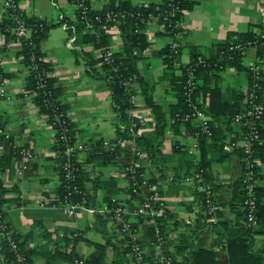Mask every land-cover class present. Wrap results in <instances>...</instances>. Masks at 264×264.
Returning a JSON list of instances; mask_svg holds the SVG:
<instances>
[{
    "label": "crops",
    "instance_id": "crops-1",
    "mask_svg": "<svg viewBox=\"0 0 264 264\" xmlns=\"http://www.w3.org/2000/svg\"><path fill=\"white\" fill-rule=\"evenodd\" d=\"M88 1L93 10H102L121 5L157 8L163 0ZM183 3L181 19L185 32L180 39L183 47L180 59L184 62L189 60L188 46H194L205 56H211L214 45L226 40L229 35L236 36L250 28L257 32L264 27V0H183ZM3 5V0H0V19L5 16ZM18 6L25 16H33L53 24L47 37L40 42L39 48L45 59L51 63L52 70L49 75L55 79V86L61 88L59 98L68 108L67 114L73 122L75 139L90 144L103 138L114 140L116 119L108 85L85 72L80 57L76 61L72 49L66 46L70 33L61 25H57L63 18L66 21H75V9L71 0H19ZM142 31L148 46L136 67L139 77L148 83L152 100L163 112L162 133L158 132L155 116L141 95L138 97L134 114L138 117L141 136L158 143L157 148L162 156L159 161L156 158L150 159L145 166L156 195L166 204L165 219L161 223L163 246L150 237L152 223L149 218L142 212L133 213L134 209L142 205V200L130 192L123 166L125 160L102 161L95 158L86 161L89 152L79 153L77 157L82 168L86 171L91 168L95 171L94 178H97L94 185V181H87L85 184L93 195L95 204L107 202L111 197H116L124 204L127 217L137 226L138 242L144 250L146 260L152 262L160 258L163 252L172 256L173 264H186L185 253H180L185 249L179 252L178 246L185 248L197 243L215 252L216 264H226V238L229 231H224L223 227L219 226L223 233H217L215 229L203 234L201 226L206 220L198 218L201 213L195 195V189L199 186L194 185L190 177L195 165L204 160L211 179L221 185L223 198L217 201V221L231 224L242 220V217L237 215V211H241L240 208L232 210L229 206L231 184L241 174V159L226 144L235 133L238 138L239 127L232 123V130L219 142L223 154H226L222 157L216 155L211 141H208L207 148H202L190 127L176 123L170 115L169 107L176 103L177 98L170 88L169 79L163 76L165 63L162 57L157 55L170 37L165 34L164 24L158 18L148 20ZM103 33L108 38L107 47L112 52L123 50L119 30L110 28L103 30ZM28 35L29 31L23 37ZM4 44L5 36L0 33V48ZM83 47L94 51L96 55L98 53L92 45ZM21 48L20 40L6 44L1 63L6 97L0 100V155H9L8 165L0 169L5 221L16 236L30 245L28 252L31 253L33 264H45V254L50 255L51 252L58 255L50 260L51 264H76L74 260L62 258L61 252H71L77 258L86 259L94 252V243L107 245L101 264H133L128 248L116 235L111 223L87 211L70 216L59 201L60 161L54 149L55 132L48 122L47 115L41 114L29 97L21 96L28 74L19 55ZM240 61V68L225 65L211 74L209 83L220 89V100H228L230 90H236L242 95L248 91L251 78L248 67L256 62L253 52ZM257 64L260 66L262 81L261 99L264 100V54ZM174 74L178 76L179 72ZM29 96H33V93ZM208 99V95H198V101L204 106L207 105ZM243 105L244 98L241 100V106ZM259 144L264 146V121L261 124ZM20 146L29 148L32 158L24 159L17 153H11L9 147L15 151ZM257 162L258 184L264 187V163L259 158ZM40 203L43 205L40 206ZM255 229L256 232L251 237L253 251L260 250L264 241V226L258 225ZM194 230L198 233L196 239ZM74 231L80 232V237L72 238ZM0 264L4 263L0 260Z\"/></svg>",
    "mask_w": 264,
    "mask_h": 264
},
{
    "label": "trees",
    "instance_id": "trees-1",
    "mask_svg": "<svg viewBox=\"0 0 264 264\" xmlns=\"http://www.w3.org/2000/svg\"><path fill=\"white\" fill-rule=\"evenodd\" d=\"M166 1L163 0L162 4L157 7L159 10H162L166 7ZM86 2L89 3L88 0ZM183 0H179L178 5L180 8H183ZM110 9V8H109ZM111 9L118 10L124 9L131 11L133 14L136 12H140L142 16H144V20L140 22V18L133 15L128 14L122 19V23L120 24L119 31L123 40V50L121 52L115 53L112 52L111 63H103L99 68L94 67L96 63L100 60L101 57L97 56L94 51L86 50L83 46L88 45L94 48L99 49L101 46H108V38L104 35L103 29L100 23L95 22L93 26V31H89L85 24L77 18L75 15V21L70 22L66 21L63 18L57 25H62V21L67 22V24H73L76 32L75 44L81 47V51L72 50L76 61L80 57L85 62V72L91 74L94 78L100 79L108 85L110 91V99L112 104V110L115 113V119H120L122 122H127V111L133 108V105L130 102V96L132 94H138L143 97L146 106L152 111L156 119V127L159 133H162L164 128L163 120V112L161 107L156 104L149 92H148V83L145 82L141 77H139L138 70L136 67V63L142 57L143 49L147 48L148 41L146 39L145 33L142 31L144 24L149 20L146 18L147 13L151 12L152 14L157 13L159 10L156 8H143V7H131L129 5H121L118 7H112ZM108 10V9H102ZM97 13V10H92L89 13V18H91L92 14ZM179 16V13H178ZM181 16V13H180ZM22 22L25 27L29 31V35L25 38L23 36L19 38H15L10 35L7 27H10L14 24L12 21L11 15L4 16L3 20L0 22V31L5 36V44L0 48V53L5 54L6 44L12 38L14 40H20L22 44L21 51L19 55L21 56V61L26 66L28 70V74L24 80V90L21 94L23 98H28L29 94L33 93V96L29 97L31 101L38 108V111L41 114L47 115L48 122L52 124V129L55 132V144L54 149L58 154V159L61 163L65 159V155L62 153L65 148V142H70V136L74 135V126L73 122L69 118L67 114L68 108L65 104L60 101L59 95L61 88L55 86V79L49 75L52 70L51 63L45 59L44 54L41 52L39 48L40 42L45 39L48 35V31L52 27L53 24H48L43 20L35 18L33 16L27 17L22 13ZM264 32V27L260 29ZM67 32L71 34L70 29H67ZM165 32V31H164ZM165 34L168 35L167 32ZM256 35V31L251 28L246 32L238 33L236 36L229 35L228 38L222 41L219 44L214 45L213 54L220 49H224L228 44L246 41L253 39ZM178 42L179 38H175ZM178 53L176 55L171 54L167 44L164 48L160 49L157 52V55L162 57L165 63V70L163 72V76L169 79L170 88L174 91L177 101L175 104L170 105V115L173 117L174 113L177 111H183L189 109V104L184 100L183 91L185 84V67H175L173 65L174 60L179 61L182 53V45L179 47ZM189 50V60L190 62L196 61L198 56H202L204 58V62L198 64L195 69V76L198 80V85L195 89V92L191 95V100L196 101V97L200 93L204 94L205 97L208 95L207 105L204 106L200 103L198 106L203 109L206 115L210 118V127L213 132L211 137H206L205 135L199 132L198 128L194 126L191 122H181L176 121V123L184 124L186 127H190L197 137L198 141L201 143L202 148L206 146L208 147V141L213 144V148L221 154V156H225L221 149V144L219 143L225 138V134L228 131L232 130V117L242 111L244 109L241 106V100L245 98V95H242L240 92L236 90H230L228 100H220V89L217 86H212L209 83V78L211 74L216 73L218 70H221L225 65L235 66L236 68H240L241 58L237 54H232V58H228L224 56L223 59H217L211 55V58H207L210 56H205L194 46H188ZM258 55L260 57L264 54L262 50H258ZM112 65L116 66L117 69L113 70ZM179 72V75L176 76L174 73ZM105 75H104V74ZM251 73V72H250ZM4 74L0 67V77L3 78ZM200 80V81H199ZM124 81H129L130 83L137 84V90H129L123 84ZM258 87L256 88V92L261 99V88H260V74L259 78L256 80ZM249 89L247 92L251 90L252 85V76L250 78ZM246 92V93H247ZM116 112L117 115L116 116ZM116 122V121H115ZM139 125V124H138ZM116 127V126H115ZM116 129V128H115ZM135 130H138V134L136 136V142L141 148L146 152L149 159L156 158V160H160L162 156L158 150V143L152 142L150 139L141 136L139 132V127ZM67 136L66 140H63L62 136ZM126 135V134H123ZM261 135V130H260ZM1 139V136H0ZM260 139V138H259ZM230 140H237L235 136ZM100 140L94 142L92 148L88 151L86 161L95 160V158L102 159V161H115L116 152L109 153L103 148L99 147ZM95 147V148H93ZM223 147V146H222ZM254 154L256 159L259 158L262 163H264V146L259 144V140H257L254 145ZM11 153L16 154L13 148L9 147ZM234 152H236L241 159L240 168L241 174L238 178L234 180L231 184V200L229 201V206L232 210L240 208L241 211H237V215L242 217V220H238L236 223H227L225 221L218 222L216 219L217 214V201L223 196L221 195V185L217 184L208 174V169L204 160L195 165V169L202 168L203 169V181L200 183L202 186H207L210 190L212 196H210V201L212 205L215 207L213 212L207 213V205H206V192L205 190H201L199 187L200 184H194L198 187L195 189L196 200L199 204V210L201 213L198 215L199 219L206 220L204 221L201 227H203V234L209 231H213L216 229L217 233H223L224 231H229L226 238V251L228 255V261L226 264H264V241L260 250L253 251L252 249V235L256 232L255 227L258 225L264 226V187L259 185L257 182V186L255 188V200H256V217H257V226L251 227L246 222L245 211L242 209V202L244 199V193L241 185V176L243 171V159L244 154L241 148L236 147L233 148ZM10 153V154H11ZM73 164L76 166L77 170L75 171L73 180H62L60 166H59V187H58V196L59 199H62L65 194V185L71 186L76 185L80 192H71L69 194V198L72 201H80L83 196L86 197V205H92L93 195L89 193L88 187L85 182H93V185L97 178H90L88 171L82 168V164L78 157L71 156ZM158 160V161H159ZM9 155L6 153H2L0 155V169L6 167L8 165ZM194 169V170H195ZM193 170V171H194ZM259 171L258 167H256V176H258ZM150 183L152 180L150 179ZM94 187V186H93ZM68 190V189H67ZM0 191L3 193L2 189ZM69 191V190H68ZM131 192V191H130ZM88 198V200H87ZM110 200V199H109ZM108 200V201H109ZM142 200V199H141ZM99 218V217H98ZM101 219V218H99ZM165 216H160L156 218V222L158 227L160 228V232L162 233V221H164ZM106 221L105 219H101ZM219 223V224H218ZM209 228H207V226ZM219 226L223 227V230H220ZM207 228L205 231L204 229ZM153 227L151 225L150 230ZM194 238L196 239L198 233L196 230L193 231ZM80 237V236H78ZM18 239L19 237L16 236ZM20 239V238H19ZM21 240V239H20ZM123 241V240H122ZM19 252L27 256V260L24 262L25 264H33L31 256L28 252V249L25 248V241L22 239L18 245ZM106 244L94 243V252L90 254L86 259H84V264H101L104 260L106 254ZM185 251H181L184 250ZM187 250V251H186ZM129 251V249H128ZM180 253H185V263L186 264H216L215 260V252L211 249H207L201 247L199 244L195 243L193 246H178V250ZM48 255L45 254L46 263L51 264L50 260L58 257L57 253L51 252ZM17 252L11 250L8 242L5 239L0 237V260L4 264H18L16 261ZM61 257L67 260H74L76 255L71 252H61ZM77 258V257H76ZM82 258V257H78Z\"/></svg>",
    "mask_w": 264,
    "mask_h": 264
},
{
    "label": "built area",
    "instance_id": "built-area-1",
    "mask_svg": "<svg viewBox=\"0 0 264 264\" xmlns=\"http://www.w3.org/2000/svg\"><path fill=\"white\" fill-rule=\"evenodd\" d=\"M19 0H3V11L4 15H11L14 24L7 27L10 35L15 38L24 36L28 31L22 22V12L18 6ZM72 5L75 9V15H77L80 21H82L89 31H93V26L95 22L100 23L104 31L114 28L119 30L122 19L128 15L133 14L131 11L124 9H108V10H97V13L92 14L89 18V13L93 10L90 3L86 0H71ZM179 0H167L166 7L155 14L151 12L147 13L146 18L151 20L153 18L160 19L164 24V31L170 35V40L167 42V46L171 54L176 55L181 47V42L176 41L175 38L181 39L185 30L183 22L180 16L182 8L178 5ZM179 13V16H178ZM133 15L140 18V22L144 20V16L140 12H136ZM3 18L0 19V22ZM65 30L70 29L71 34L66 40V46L72 50L81 51V47L75 44L76 32L73 24H67V22L62 21L61 25ZM0 33H2L0 31ZM14 39H10L7 44L12 42ZM258 50L264 52V32L257 31L253 39L236 42L228 44L224 49L214 52L213 57L217 59H223L224 56L232 58V54H237L240 58H244L249 53L254 54L255 63H251L248 67L252 76L251 90L245 94L244 98V109L236 113L232 117V123L236 124L238 128V138L237 140H228L226 142L227 147L230 149L239 147L242 149L244 154L243 159V171L241 176V185L244 193V199L242 202V209L245 211L246 222L252 228L257 226V207L255 200V188L257 186V176L256 167L257 159L254 154V143L260 138L261 124L264 121V100L259 98L256 88L258 87L256 80L259 78V65L257 64L261 57L258 55ZM97 56L101 57L98 63L94 67L99 68L103 63H111L112 51L109 47L101 46L99 49H95ZM146 48L143 49L142 53H146ZM4 54L0 53V67ZM207 58H211L207 57ZM204 62L202 56H198L196 61L190 62V60L184 62L181 59L179 61L174 60L173 65L175 67H185V84L183 96L184 100L188 102L189 109L183 111H177L174 113L172 119L181 122H191L196 128H198L201 134L206 137H211L213 132L210 127V118L198 105V97L196 101H192L191 95L195 92L198 85V80L195 76V69L198 64ZM113 70L117 67L112 65ZM104 74V73H103ZM105 75V74H104ZM125 87L129 90H137L136 83H130L129 81H124ZM6 97L5 80L0 77V100ZM30 97V96H29ZM130 102L133 108L127 111V122H122L120 119H116L115 122V138L114 140L101 139L99 147L103 150L113 153L116 152L115 161H124L123 166L127 179L129 182V189L131 194L138 196L142 199V205L133 210L134 214L143 213L149 218L152 223L153 229L150 230V237L153 238L158 245L163 246V235L160 232V228L156 222V218L160 216H165L166 214V204L165 202L158 198L156 191L154 190V185L150 183V176L148 175L146 164L149 163L150 159L146 152L141 148L136 142V136L138 130H135L138 126V117L134 114L135 106L138 102V94H132L130 96ZM116 116L117 112H116ZM51 127L52 124L50 123ZM2 130H0V136ZM126 134V135H123ZM236 134V133H235ZM234 134V136H235ZM63 140L67 139V136H62ZM70 142H65V148L63 149V154L65 155L64 161L60 165V172L62 180H73L76 166L71 162V156L77 157L81 152H88L92 145L89 142H79L75 139L74 135L70 136ZM17 154L21 155L22 158H32V152L29 148L25 146H20L16 148ZM90 178L95 176V171L88 170ZM59 174V172H58ZM58 177H60L58 175ZM203 169L197 168L191 173L190 180L194 184H200L203 181ZM201 185V184H200ZM65 194L61 201V204L65 207L68 215H73L77 212L87 211L90 212L101 219H105L107 222L111 223L114 227L116 235L123 240L125 247L129 249L131 260L133 264H173L172 256L169 253L161 254V257L155 259L154 261H148L145 258L144 250L141 244L138 242V231L136 224L127 217V211L123 203H121L116 197H111L109 201L102 202L101 204L86 205V197L83 196L80 201H72L69 198L71 192H80L76 185L66 186ZM201 190L206 192V205L207 213L213 212L215 207L210 201V190L207 186H200ZM69 191H68V190ZM88 200V198H87ZM53 203V202H52ZM40 206L43 203L39 204ZM80 236V232L74 231L71 234L72 238H77ZM0 237L8 242L11 250L17 252L16 261L18 264H25L27 256L19 252L20 239L16 238L14 231L11 226L4 219V194L0 191ZM30 245L25 244V248L28 249ZM74 262L76 264H84L83 258H75Z\"/></svg>",
    "mask_w": 264,
    "mask_h": 264
},
{
    "label": "rangeland",
    "instance_id": "rangeland-1",
    "mask_svg": "<svg viewBox=\"0 0 264 264\" xmlns=\"http://www.w3.org/2000/svg\"><path fill=\"white\" fill-rule=\"evenodd\" d=\"M80 59H81V58H80ZM80 59H79V61L82 60V59H81V60H80ZM82 61H83V60H82ZM82 61H81V64H82V65L84 64V66H85V62H84V61L82 62ZM227 84H228V83H227ZM216 155H217V156H220L221 154H220L219 152L216 151Z\"/></svg>",
    "mask_w": 264,
    "mask_h": 264
}]
</instances>
